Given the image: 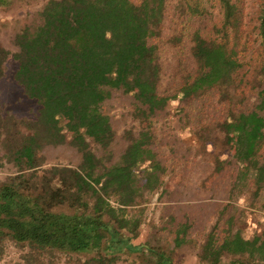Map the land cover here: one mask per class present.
Masks as SVG:
<instances>
[{
  "label": "trees",
  "instance_id": "trees-1",
  "mask_svg": "<svg viewBox=\"0 0 264 264\" xmlns=\"http://www.w3.org/2000/svg\"><path fill=\"white\" fill-rule=\"evenodd\" d=\"M15 1L22 0H0V7ZM216 1L221 24L213 33L192 34L196 71L180 83L166 82L159 42L168 0H47L16 30L14 52L0 42V81L12 57L16 82L39 106L31 118L5 112L0 104V168H12L0 178V258L11 242L22 250L17 264H61L63 258L67 264H117L135 253L142 264H178L174 249L184 242V229L177 230L174 247L150 238L136 242L143 222L137 206L146 191L160 187L163 172L151 133L132 135L113 160L116 131L102 105L122 90L133 94L140 116L150 118L179 94L190 100L216 91L232 99L251 34L242 33L235 1ZM200 5L180 2L176 8L202 13ZM257 17L264 52V9ZM183 39L178 33L169 37L173 46ZM263 112L264 85L254 107L230 112L219 123L240 167L239 191L251 187V175L257 193L264 187ZM63 144L81 154L80 163L46 166L42 151ZM198 258L199 264H264V236L230 229L218 240L211 233Z\"/></svg>",
  "mask_w": 264,
  "mask_h": 264
},
{
  "label": "rangeland",
  "instance_id": "rangeland-1",
  "mask_svg": "<svg viewBox=\"0 0 264 264\" xmlns=\"http://www.w3.org/2000/svg\"><path fill=\"white\" fill-rule=\"evenodd\" d=\"M136 3L140 0H132ZM166 21L161 45V54L166 82L180 83L194 73L196 64L190 46L192 34L215 32L221 24V7L216 0H168ZM243 16L242 33L251 34V44L243 54V66L236 78V92L232 99H222L218 92L185 100L182 95L172 98L168 107L150 118L143 115L132 93L114 90L103 105L110 115L116 138L110 149L113 160H118L129 138L143 130H149L156 158L163 172L159 188L145 193L143 202L137 206L143 213L140 235L136 242L148 238L174 247L177 230H185L184 242L174 249L178 264H199L198 252L202 243L212 233L221 240L227 230H241L250 238L264 236V187L257 193L253 177L247 179V190L239 191V168L230 147L224 143L219 123L230 112L254 107L259 89L264 85V52L257 19L264 9V0H233ZM47 0L15 1L9 8L0 7V42L11 52L16 50L13 38L16 30L30 22ZM200 5L202 13H192L188 8L177 10L176 5ZM173 33L184 35L180 46H173L169 37ZM258 38V39H257ZM17 62L10 57L6 62L5 75L0 81V104L5 112L17 116L34 117L38 111L35 100L28 98L14 78ZM262 84V85H261ZM264 113V112H263ZM68 140L72 132L66 124ZM98 155L104 151L92 142ZM42 154L50 166L53 164L77 166L81 154L70 144L46 147ZM143 164L142 168L146 167ZM7 165L0 168V178L10 174ZM141 173V172H140ZM250 174V173H249ZM238 177V179H237ZM22 250L11 242L0 264H17ZM61 264H67L66 258ZM117 264H142L139 256L125 254Z\"/></svg>",
  "mask_w": 264,
  "mask_h": 264
}]
</instances>
